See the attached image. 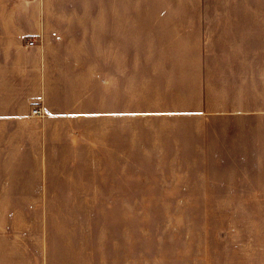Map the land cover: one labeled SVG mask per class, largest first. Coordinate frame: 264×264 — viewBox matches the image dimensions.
Here are the masks:
<instances>
[{
	"label": "crops",
	"instance_id": "1",
	"mask_svg": "<svg viewBox=\"0 0 264 264\" xmlns=\"http://www.w3.org/2000/svg\"><path fill=\"white\" fill-rule=\"evenodd\" d=\"M53 1L0 0V209L105 202L95 198L116 191L104 183L110 160L119 169L137 147L153 165L202 160L219 174L250 159L255 171L236 174L263 177L264 193V11H116L118 0L58 11ZM122 96L157 124L122 121ZM51 234L44 216L39 264L54 261Z\"/></svg>",
	"mask_w": 264,
	"mask_h": 264
},
{
	"label": "rangeland",
	"instance_id": "2",
	"mask_svg": "<svg viewBox=\"0 0 264 264\" xmlns=\"http://www.w3.org/2000/svg\"><path fill=\"white\" fill-rule=\"evenodd\" d=\"M97 1L68 0V11H97ZM53 2L58 11L64 10L65 0ZM116 11L261 13L264 0H118ZM250 25L249 30L255 31L256 22ZM242 98L251 101L256 96ZM135 99L122 96V121L136 120L141 127L157 124L142 116L141 102L137 105ZM137 148V156L122 155L120 174L118 161L113 167L110 160L104 183L115 184L116 191L95 198L105 202L0 209V264H39L38 232L44 216L52 230L49 245L54 261L49 264H64V258L68 264H264V193L258 179L263 177L236 174L241 168L255 171V161L232 160L227 166L230 174H219L207 170L202 160L153 165L138 155ZM104 203L110 206L90 205ZM11 217L13 231L5 232ZM33 218L39 222L29 223ZM15 229L19 232L13 243Z\"/></svg>",
	"mask_w": 264,
	"mask_h": 264
},
{
	"label": "built area",
	"instance_id": "3",
	"mask_svg": "<svg viewBox=\"0 0 264 264\" xmlns=\"http://www.w3.org/2000/svg\"><path fill=\"white\" fill-rule=\"evenodd\" d=\"M29 44H31V45L34 44V41L31 40V41L29 42ZM33 113H35V114H37V115H40V116L44 115V111H42V109H34V110H33Z\"/></svg>",
	"mask_w": 264,
	"mask_h": 264
}]
</instances>
